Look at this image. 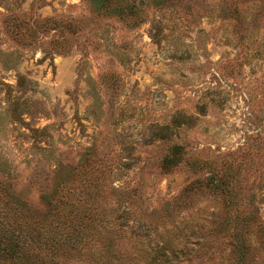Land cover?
<instances>
[{"label":"rangeland","instance_id":"1","mask_svg":"<svg viewBox=\"0 0 264 264\" xmlns=\"http://www.w3.org/2000/svg\"><path fill=\"white\" fill-rule=\"evenodd\" d=\"M8 231L0 264H264V0H0Z\"/></svg>","mask_w":264,"mask_h":264},{"label":"trees","instance_id":"2","mask_svg":"<svg viewBox=\"0 0 264 264\" xmlns=\"http://www.w3.org/2000/svg\"><path fill=\"white\" fill-rule=\"evenodd\" d=\"M170 163H171V160L168 159L165 161L164 166L167 167L169 166ZM64 205H68V200L64 201V200L59 199L57 203H53L51 201L47 202V206L49 207V209L51 208L57 212L56 216H53V218L50 221H48L47 225H49L50 222L55 219V217L60 215V209L64 207ZM44 220L45 218L41 219L42 222ZM34 224L36 225V227L35 225H32L31 230H34L36 228V231L29 233V236L32 235L31 240L33 242L38 240L39 237L42 235L41 233L42 228L45 229V227H43L42 223L40 222H37ZM13 236H16V237H13ZM18 236H21V232H18L17 234H15L12 231H8L7 236L4 239L0 240V257L2 255H6V257L8 256L13 257V256H20V255H25V254L28 256V253H27L28 247L26 246V241H24L23 239L18 240L17 239L19 238ZM58 242L59 240H56L54 245H57ZM167 250H169L168 247L166 246L161 247L160 250L156 253V255L151 257V261L153 262L152 264H154V262L157 264H170L169 258L166 255ZM170 253H171L170 255H172V257L174 258H176L178 255V251H171Z\"/></svg>","mask_w":264,"mask_h":264}]
</instances>
